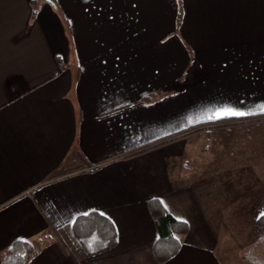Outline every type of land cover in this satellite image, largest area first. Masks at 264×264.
I'll return each instance as SVG.
<instances>
[{
	"label": "crops",
	"instance_id": "1",
	"mask_svg": "<svg viewBox=\"0 0 264 264\" xmlns=\"http://www.w3.org/2000/svg\"><path fill=\"white\" fill-rule=\"evenodd\" d=\"M262 106L264 0H0V261L26 239L27 264H221L182 183L188 127L237 128L232 150L255 154ZM224 108L250 114L207 118ZM153 198L189 225L163 262ZM91 211L117 231L94 255L71 228Z\"/></svg>",
	"mask_w": 264,
	"mask_h": 264
},
{
	"label": "rangeland",
	"instance_id": "2",
	"mask_svg": "<svg viewBox=\"0 0 264 264\" xmlns=\"http://www.w3.org/2000/svg\"><path fill=\"white\" fill-rule=\"evenodd\" d=\"M224 127L201 124L191 129L182 167V183L196 186L198 200L205 208H210L211 242L220 263L256 264L250 255L264 261V227L255 221L263 210L260 201L264 195V124L255 122L242 128L255 134V154L244 153L245 145L233 151V138L228 133L237 128L228 130ZM253 139L251 135V141ZM248 157L251 158L250 168L256 163L258 171L253 173L243 169ZM236 161L241 166L233 164ZM236 175L239 177L235 178ZM255 198L256 205L253 204ZM46 234L53 236V232L43 233ZM31 242L36 246V241Z\"/></svg>",
	"mask_w": 264,
	"mask_h": 264
},
{
	"label": "trees",
	"instance_id": "3",
	"mask_svg": "<svg viewBox=\"0 0 264 264\" xmlns=\"http://www.w3.org/2000/svg\"><path fill=\"white\" fill-rule=\"evenodd\" d=\"M181 19V8L179 7L177 14V21ZM147 98V97H146ZM203 122L193 124L188 129L200 126ZM187 129L180 130L182 132ZM176 134V133H175ZM171 136V135H168ZM162 139H157L163 141ZM141 147L139 150L147 148ZM148 209L155 219L157 225L158 236L153 243L152 251L154 258L157 262H163L173 256L180 247L181 234H184L188 230V223L184 220L176 218L172 215L164 206L163 202L159 198L150 199L147 202ZM100 211H91L87 215L81 214L74 218L72 221V231L88 255H94L101 251H104L117 242V231L113 222L106 216L101 215ZM264 209L257 215L255 221L259 226L264 227ZM93 237L96 238L94 244L95 250L89 248L90 242ZM35 245L26 239H14L7 246L6 251L0 261V264H27L31 256L35 252ZM256 256V255H255ZM251 259H255L256 264H264V261H260L258 257L250 255Z\"/></svg>",
	"mask_w": 264,
	"mask_h": 264
},
{
	"label": "snow or ice",
	"instance_id": "4",
	"mask_svg": "<svg viewBox=\"0 0 264 264\" xmlns=\"http://www.w3.org/2000/svg\"><path fill=\"white\" fill-rule=\"evenodd\" d=\"M261 112H264V106L261 107L260 109ZM250 113H246V112H241V111H237L231 108H224V109H220L217 112H214L213 114L209 115L207 118L209 120L211 119H221L227 116H233V117H241V116H245V115H249ZM84 215H87V213H84ZM101 215H104L103 213H101ZM262 215H264V213H262ZM75 222V221H73ZM96 242V238L93 237L92 242H90L89 244V248L91 250H95L94 248V244Z\"/></svg>",
	"mask_w": 264,
	"mask_h": 264
}]
</instances>
